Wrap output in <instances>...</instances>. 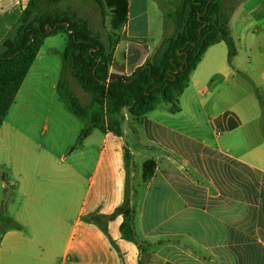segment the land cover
I'll return each mask as SVG.
<instances>
[{
	"label": "crops",
	"instance_id": "0c3cea01",
	"mask_svg": "<svg viewBox=\"0 0 264 264\" xmlns=\"http://www.w3.org/2000/svg\"><path fill=\"white\" fill-rule=\"evenodd\" d=\"M77 1L70 9L99 36L95 9L82 14ZM164 1L127 0L118 29L105 8L102 28L121 36L111 63L126 62V75L113 64L110 74L130 76L154 61L158 45L164 49L163 40L151 47L148 37L156 26L166 33ZM29 2L0 0V40L18 30ZM229 25L236 57L229 61L223 42L209 47L177 112L157 106L137 118L126 108L123 129L106 105L103 124L75 149L82 130L74 118L82 117L41 100L45 85L62 91L64 60L53 59L68 35L44 41L0 129V166L9 171L0 190L6 195L14 185L15 204L12 226L0 231V264H264V125L240 138L264 121V102L244 120L237 100L264 96V0H241ZM195 94L207 102L195 104ZM149 161L154 172L144 179ZM3 205L0 191V222Z\"/></svg>",
	"mask_w": 264,
	"mask_h": 264
},
{
	"label": "trees",
	"instance_id": "16d2710c",
	"mask_svg": "<svg viewBox=\"0 0 264 264\" xmlns=\"http://www.w3.org/2000/svg\"><path fill=\"white\" fill-rule=\"evenodd\" d=\"M93 1L102 12L106 7L112 10L115 29L125 23L127 0ZM44 2L48 0H30L24 13L30 16ZM186 3L187 8L179 11L182 30L164 43L161 60L138 67L130 76L110 74L111 58L106 46L90 24L72 10L47 12L38 20L22 22L0 45V129L44 41L59 34H67L69 39L63 55L64 70L71 68L82 90L94 95L100 106L106 103L109 111L115 113L129 108L131 115L142 118L164 101L172 104V112H177L178 97L188 87L192 73L209 47L225 43L230 62L237 55L229 25L231 16L223 0H186ZM61 88L73 113L88 118L87 108L63 81ZM92 130L89 127L82 131L73 149L82 145ZM154 168L152 161L144 165V179L153 175ZM13 228L21 226L13 223Z\"/></svg>",
	"mask_w": 264,
	"mask_h": 264
},
{
	"label": "rangeland",
	"instance_id": "374dc122",
	"mask_svg": "<svg viewBox=\"0 0 264 264\" xmlns=\"http://www.w3.org/2000/svg\"><path fill=\"white\" fill-rule=\"evenodd\" d=\"M240 1L241 0H223V5L227 9V12L230 16L232 15L234 9L236 8V6L239 4ZM69 5H71L70 0H61L59 2L48 0V2H44L41 5V7L32 11L30 16H28L24 13L22 16L21 22L38 20L43 14H45L47 12H61V11L71 10ZM76 7L79 9V11L82 14L86 13L84 10H87V9L91 10L92 9L91 7H93V9H95L94 14H92V16L90 17V20H92L94 22V24L96 26L95 30H96L97 34L99 35L100 39L105 43V46L108 50V54L109 55L111 54V57H113L115 50L119 46V45H117L118 39L120 40L121 36L119 35V38L117 39V37L115 35H113L110 32H107L105 29L102 28L103 22L106 23L108 21L107 17H106V12H105L106 10L104 11L105 13L102 12L100 7H98V5L93 0H78ZM162 7L164 9L166 33L161 31V29H159L157 26L155 28H153V32L148 36L150 38V43L152 44L151 47L155 46L154 44L158 43L159 40H163L162 42L165 43L167 40H169L173 37H176L178 35V33L181 32V30H182V27H180V23H179V21H180L179 11H181L184 8H187L186 0H167V1H164L162 3ZM92 13H93V11H92ZM100 13H101V15H100ZM90 14L87 13L86 15H90ZM93 16H95V17H93ZM12 35H10V36H12ZM3 36L4 35H0V38H2ZM6 39L0 40V45H3V42ZM68 42L69 41L67 40V38H65V40H63V45H59L61 47V49H60L61 51L59 50L57 52V55H55L56 57H54V59H53L54 63L58 64V63L63 62V55H64V52H65L67 46H68ZM162 46L163 45H161V46L158 45V47L154 50V53H153L151 59H153V57H154V61H157L158 57L160 55H162V53L164 51ZM124 54H126V53L124 52ZM124 59H125L124 56H120V60L116 61L115 63H111V65L113 64L115 69L125 73L126 62L124 61ZM53 62H52V64H54ZM125 75H126V73H125ZM62 78H63L62 79L63 83L65 85H67V87L75 94V96H77V98L80 100L82 105L84 107H86L88 112H89L88 118H77V117L74 118L75 119L74 121H76L77 123H79L81 125V127H80L81 130L84 131V130L88 129L89 127H93V126L98 125V124H103V119H104L103 110H105L104 107L106 105L108 107V104L105 103L102 106H100L97 103V101L94 100L92 94L84 92L82 90L80 84L78 83V81L73 76L71 68L64 70ZM41 100H42L43 105L58 106L59 103H61V105L63 104V106L69 107L68 100L65 98L63 90L62 91L60 90V91L54 93V91L49 87V85H45V88L43 91V96L41 97ZM201 100L207 102V97L202 98L196 94L194 95L193 102L195 104L200 105L199 102ZM237 100H241L242 104H243V106H241L243 119L244 120H251L255 116H258V112L256 111V107L254 109V104L256 105L258 103L260 104V102H264V96H262L260 99V97H258L257 94L256 95H254L252 93L249 95L241 94L240 96L237 97ZM179 102L181 104L184 103L185 98L180 97ZM167 107H171V104L162 101L158 105V109H159L158 111H164ZM210 111H212V110H210ZM217 112L218 111H212L210 114L215 115ZM108 113H109V107H108ZM126 113L127 112L125 110L124 112L114 114L115 116L109 115L110 116V122H112V124H114L113 118L116 117V121L119 123V126L122 127L123 129H126ZM12 118H13V116H12ZM50 121L53 122V119H50ZM203 122L207 123L208 118L203 119ZM262 125H264V121H262L261 119H256L251 125L246 126L241 131V137L240 138L245 140V138H247V133L254 132L259 126H262ZM73 127L77 128V125L74 124ZM115 131H117V130H115ZM61 136H63L62 133H61ZM210 137H211V135H210ZM48 138H49V133L47 134L45 139H48ZM49 141H52V140H48L47 143ZM67 142H68V140H67ZM254 142L255 141H253V143ZM61 144H63V142L62 143H58V142L55 143V145H61ZM250 144H252V143L249 140L244 141V147H248ZM149 162H151V161H149ZM131 170H133V169H131ZM5 174H9V171L7 169L3 168V166H0V185H2L3 183L6 185V183H7ZM1 178H3L4 180ZM131 185H132L131 183L128 184V192L133 190V186H131ZM13 187H14V185H9V188L6 190L7 191L6 195H5L4 189L0 190L2 192L3 197H4V205H3L2 213H1L0 231H4L7 228L12 226V221H13L12 218H13V214H14V210H15V204L9 203V202L12 200L14 201V189H13Z\"/></svg>",
	"mask_w": 264,
	"mask_h": 264
}]
</instances>
